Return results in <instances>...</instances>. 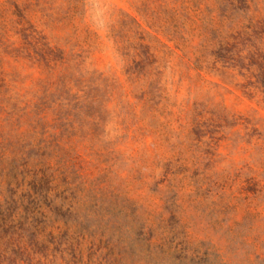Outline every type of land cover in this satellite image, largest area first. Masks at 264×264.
<instances>
[{
    "label": "rangeland",
    "instance_id": "obj_1",
    "mask_svg": "<svg viewBox=\"0 0 264 264\" xmlns=\"http://www.w3.org/2000/svg\"><path fill=\"white\" fill-rule=\"evenodd\" d=\"M77 3L73 18L65 0H0V73L27 107L14 120L0 114V141L45 132L62 166L135 202L154 243L176 253L164 264H264V249L227 233L264 241V199L251 208L259 229L236 226L245 199L264 189V140L249 138L253 126L264 136V97L244 94L234 72L213 65L209 38L166 34L157 4ZM20 16L64 52L65 65L48 69L27 56ZM64 73L68 84L90 87L79 117L54 105Z\"/></svg>",
    "mask_w": 264,
    "mask_h": 264
},
{
    "label": "trees",
    "instance_id": "obj_2",
    "mask_svg": "<svg viewBox=\"0 0 264 264\" xmlns=\"http://www.w3.org/2000/svg\"><path fill=\"white\" fill-rule=\"evenodd\" d=\"M65 2L74 18L80 11L77 0ZM141 3L148 11L157 4L166 34L209 38L212 49L208 55L213 65L220 64L234 72L243 81L237 87L244 94L264 97V0H141ZM23 22L27 27H23ZM17 25L29 58L48 69L66 64L64 52L53 46L30 21L22 17ZM152 57L146 53V61L150 62ZM204 63L202 55L195 67L201 70ZM68 78L72 79L66 73L62 75L63 97L54 105L65 117H79L89 108L90 87L68 84L71 82L66 81ZM77 82L91 81L81 76ZM19 99L0 73V114L6 115V121L21 118L20 114L27 109L21 108ZM199 116L194 114L196 124ZM255 136L258 141L264 140L253 126L249 138ZM16 137L0 141V264H164L165 256L171 258L176 254L170 253L164 243H154L134 201L103 188L73 167L70 170L62 166L59 162H63L64 156L55 155L56 149L45 132L34 130ZM259 149L264 154V144ZM251 193L253 199H245L248 211L244 223L236 226L252 229L261 216L251 208L259 207L264 189ZM227 233L231 241L243 238L254 253L264 249L259 235L251 240L234 227ZM249 254L247 251L245 256Z\"/></svg>",
    "mask_w": 264,
    "mask_h": 264
}]
</instances>
